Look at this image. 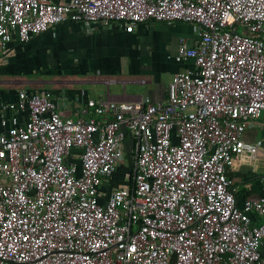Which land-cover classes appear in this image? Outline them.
<instances>
[{
    "label": "built area",
    "instance_id": "2783aa9c",
    "mask_svg": "<svg viewBox=\"0 0 264 264\" xmlns=\"http://www.w3.org/2000/svg\"><path fill=\"white\" fill-rule=\"evenodd\" d=\"M65 21L195 26L164 101L21 89L1 112L0 264H264L263 194L238 203L229 172L263 148L264 0H0V53ZM131 138L130 171L124 163Z\"/></svg>",
    "mask_w": 264,
    "mask_h": 264
},
{
    "label": "crops",
    "instance_id": "0c3cea01",
    "mask_svg": "<svg viewBox=\"0 0 264 264\" xmlns=\"http://www.w3.org/2000/svg\"><path fill=\"white\" fill-rule=\"evenodd\" d=\"M183 37L190 43L196 37L192 23L147 21L128 32L117 22L104 26L65 21L28 42H21L16 35L10 47L0 53V131L5 128L3 118L8 125H22L27 120L25 111L1 112L2 105L14 100L21 89L64 92L60 105L65 117L80 115L90 98L166 100L175 74L193 65L174 58ZM257 129H261L264 142L263 119L250 127L247 137L252 139ZM130 144L128 138L127 153ZM258 156L255 164L245 163L229 172L238 187L239 205L263 194L264 149ZM121 166L112 176L117 183L123 181Z\"/></svg>",
    "mask_w": 264,
    "mask_h": 264
},
{
    "label": "rangeland",
    "instance_id": "374dc122",
    "mask_svg": "<svg viewBox=\"0 0 264 264\" xmlns=\"http://www.w3.org/2000/svg\"><path fill=\"white\" fill-rule=\"evenodd\" d=\"M41 35H42V37H45V34H41ZM128 154H127V152H125L124 163L122 164V166L119 169V171H121V174L123 176L122 177L123 180L125 179V176L129 172V168H130V158H129L130 156ZM111 184L115 185V184H117V182L115 180H112Z\"/></svg>",
    "mask_w": 264,
    "mask_h": 264
},
{
    "label": "trees",
    "instance_id": "16d2710c",
    "mask_svg": "<svg viewBox=\"0 0 264 264\" xmlns=\"http://www.w3.org/2000/svg\"><path fill=\"white\" fill-rule=\"evenodd\" d=\"M118 170V169H117ZM129 171H130V168H129Z\"/></svg>",
    "mask_w": 264,
    "mask_h": 264
}]
</instances>
